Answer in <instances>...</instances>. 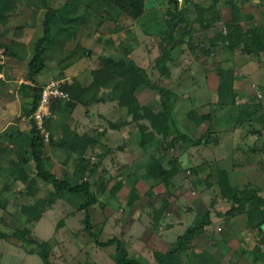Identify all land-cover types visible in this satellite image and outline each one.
Returning a JSON list of instances; mask_svg holds the SVG:
<instances>
[{
  "label": "rangeland",
  "instance_id": "374dc122",
  "mask_svg": "<svg viewBox=\"0 0 264 264\" xmlns=\"http://www.w3.org/2000/svg\"><path fill=\"white\" fill-rule=\"evenodd\" d=\"M20 1L23 3L21 8L16 9L15 14L6 24H3V28H6L4 38L6 42L10 43L13 49L20 48L25 53L24 59L19 62V68L16 70L17 76L14 77H25L27 63L35 52L36 40L42 35V22L47 7L49 5L58 7L64 2V0ZM210 1L177 0V3L180 8L188 7L187 15L193 18L197 11L195 2L207 4ZM234 1L238 3L243 13L251 12V15H254L252 19L242 20L243 26L247 27L251 23L264 24V0ZM217 4L221 6L222 16L221 20L213 23L215 24L213 28L225 31L223 24L230 18L229 4L225 0H218ZM145 8V14L140 17L145 23L143 25L145 30L142 32V28H140L143 34L140 35L142 39L139 40V44L146 46L153 54L159 55L162 47L159 31L165 28V20L170 15L169 11L173 9V4L168 0H145ZM93 13L91 12L90 19L83 24L85 25L84 28H82L83 25L81 26L80 29L82 30H79L76 36L69 37L67 32L58 33L54 27L52 31L54 39L52 38L53 41L44 48L43 52L45 67L35 76L39 85L48 82L51 78L63 77L60 75L61 66L67 60L74 58L76 53L81 51V47L87 49L88 52L84 56L76 58L78 61L75 60L76 62L69 66L68 72L72 70L82 72L84 68L85 77H79V79L84 81L87 86L93 79L90 70L98 66L99 58L109 53L114 56L116 53L118 54V44L116 45L114 41L110 42L108 38L111 36L117 41L120 34L116 33L119 31L112 33V27L106 26L108 20H104L98 25L100 18L105 15V10L98 12L100 16ZM139 20L141 23V19ZM193 20L192 28L197 32L198 39L202 37L203 42H205L208 38L198 25L200 21L194 18ZM19 23L24 24L20 31L15 30V25ZM100 31H104L105 35ZM133 35L135 38V34ZM11 37L15 41L16 39L20 40V42H9ZM20 44H23V47ZM257 45L259 46L258 53L251 54L242 53L239 50L230 52L219 46L220 49L213 50L211 54L208 53L209 58L204 57L210 64H213V67L195 65L194 59L188 58L186 63L189 67L181 66V72H186L188 76L182 78L181 81H177L178 77H175L170 83L179 91L178 105H176L174 112L175 127L177 128L175 134L180 132V134L184 133L196 138L209 126L213 130L211 135L213 136V133L217 135L216 143L213 141L206 142V144H193L186 141L170 143L168 141L169 135L165 140L167 143L163 145L164 148L160 146L161 138L157 135L158 141L154 142L153 150L155 152L153 155L159 159H163V157H166L167 160L175 158L179 166L178 172L171 177L167 186L160 179H151L153 184L151 190H154L152 194L155 195L154 198L150 196L157 204L160 203L161 207L166 205L165 212H169L171 217V221L166 222V224L174 225L173 228L161 230L163 234L166 233L167 240L170 242L176 240L177 235L191 225L202 209H207L210 206L214 210L225 211L228 209L230 203L220 195L218 184L214 183L211 177L204 178L209 172L216 174L220 168H225L228 170L229 180L233 186L241 188L247 182L256 183L260 187V194H264V36ZM229 55H235L232 63L225 59ZM4 57L6 60L7 56ZM8 58L11 59L12 57ZM61 58L64 62H59ZM150 66L152 70L154 69L151 77L163 82L164 76L159 74L154 60ZM173 66L174 63L171 65L170 72L175 74L176 71ZM221 67L229 69V73L233 74V70L236 72L231 83L234 95L230 99L236 98L233 104L231 102L219 103L220 95L223 93L216 87L204 86L205 71L210 70V68L216 70ZM191 68L194 69V72L189 71ZM213 78L217 79V77ZM67 79L71 81L73 77H67ZM13 83H8L1 92L0 128L6 118L8 120L14 117L16 120H24L29 130L31 128L30 119L28 116L22 115L21 112L31 106V90L24 89L23 91L21 83ZM202 85L204 88L202 87L203 91H200L198 86ZM109 87V85H104L102 88H98L99 99L107 100L109 98L112 100V103L110 100L105 102L106 108L98 103L100 100H94L87 106L80 102L74 108L66 105L68 100L56 103L57 109L54 110L49 123L52 143L46 146L44 162L50 169L55 168L59 174L64 173L75 179L74 169L81 157L79 153L81 146L74 143L69 145L71 140L67 142L66 135L72 129L78 134L93 133L95 129L96 131H104L102 138L105 141L97 142L92 149L88 148L87 156L92 162L99 161V166L102 169L97 168V173L91 177L97 181V184H100V178L103 177L106 188L99 195L112 206L120 207L117 210L120 217L118 216L117 222L108 220L110 222L107 221L102 226L98 221V216L99 214L104 215L106 210L102 209L100 204H96L90 211L91 219L95 225L94 230L100 240L112 235L122 237L130 254L140 256L146 262H153L155 260L153 251L150 248L147 249L145 243V231L143 227L133 225L131 222L132 207L127 205L131 191L135 190L136 186L144 191L146 185L139 182L140 179L137 178L129 179L126 176L124 178L113 158H116L117 153L123 155V152L119 150H122L124 146L118 148V145L121 146L125 138L121 135V129L112 131L110 121L120 122L126 118V115L125 109L117 104V99H111L106 95ZM95 88L90 86L86 92ZM233 90L229 89V95ZM184 93L185 96H183ZM153 98L151 105L154 107L157 106V95L155 94ZM102 102L104 103V101ZM7 109L10 111H6ZM191 109L199 113L200 119L203 117L199 124L194 125L192 121L196 119L197 114L190 116L187 113ZM124 130L125 137L129 140L133 139L132 133L128 131L126 126H124ZM171 133L174 134L173 129ZM2 141L0 139V143ZM22 147L24 148V145ZM0 151L2 152V149ZM102 151H105L104 157L99 159L98 155ZM1 157H4V154ZM143 159L147 161L145 156L141 158V160ZM118 160L123 162L126 159L123 155V159ZM2 163H4L3 160H0V230L6 232L7 236L0 237V264H20L25 253L26 264H86L90 261L97 264H116L114 259L115 244L108 247L98 246L93 237L85 233L83 222L85 213L75 206L82 199L79 195L73 199L74 203L72 201L70 203L72 210L70 207L58 204V207L55 205L51 210L44 209L43 212L45 211V213L39 220L27 223L28 215L23 212L21 205L31 202L35 197L18 194L20 186L10 188L11 178L8 179L9 174H5L3 171L6 167ZM27 164L30 170L28 173L31 174L34 171V162L30 160ZM14 174L17 183L20 182L21 174L19 172ZM115 177L122 178L123 184L113 192L112 190L118 186ZM137 182L139 185L136 184ZM40 183L44 185L43 192H40L36 197L47 196L46 186L49 188L50 185ZM139 196L140 198H137L135 202H145L146 198L149 197L145 194L144 196L139 194ZM106 212L108 213L109 209ZM143 212L140 217H142ZM165 217L163 215L162 218L160 217L154 222L150 221V227L159 231L160 222L165 220ZM253 217L254 215L249 208H247V213H239L233 218L235 233H232L227 218L213 216V222L208 227L209 230L200 234L189 245L190 249L201 251L202 255L194 257L195 254L188 249L184 254L185 264H249V251L254 247L261 248L258 245L260 235L249 228ZM25 226L29 230L23 235L20 230ZM138 233V236L143 239L141 247H138V244H135L133 240L136 237L135 234ZM39 241H47L49 244L48 262L40 254ZM137 248H143L141 250L145 256L138 254L141 250Z\"/></svg>",
  "mask_w": 264,
  "mask_h": 264
},
{
  "label": "trees",
  "instance_id": "16d2710c",
  "mask_svg": "<svg viewBox=\"0 0 264 264\" xmlns=\"http://www.w3.org/2000/svg\"><path fill=\"white\" fill-rule=\"evenodd\" d=\"M168 1L173 4V9L169 11L170 15H168L165 20V28L159 31L162 47L159 55L154 59L156 69L159 74L164 77H167L171 71L173 51L179 49L182 42H187L189 45H193L195 42L194 40L198 39L197 32L192 28L194 22L193 18L198 19L200 21L198 24L199 27L203 31H206V29L215 25L213 23L221 20L222 16L221 6H218L217 4L218 0H211L207 4L195 2V8L197 11L193 18H190L187 15L188 13L186 11L188 10V7L184 6L183 8H178L177 0ZM225 1L229 4L230 9V18L223 24L225 31L214 29L212 36L208 38L210 42H204L203 44L205 48L204 51L207 54H211L213 50H216L221 46L230 52L239 50L246 54L258 53L259 46L257 44L264 36V24L251 23L247 27L243 26L242 20L252 19L254 18V15H251V12L243 13V11L240 10L238 3L234 0ZM22 4L23 3H21L20 0H0V73L5 66L1 61V56L5 55L7 58L16 56L10 43L6 42L4 39L6 28H3V24L8 22L11 16L15 14L16 9L21 8ZM101 10H105V15L100 18L98 25L104 20H108L109 24L107 23L106 26L112 27V33L124 29L125 34H128V27L136 20L140 19L146 10L145 0H64V2L58 7L49 5L42 22V35L36 40L35 52L27 63L25 77L33 84H21L23 89L28 88L31 90V106L21 112L22 115L29 117L31 128L29 129V132L24 133L16 131L8 136L5 135L7 133L6 131L0 133V139L5 138L7 141L11 140L10 142L15 144L13 146H15L14 148L17 150L16 162L13 161V164H8V169L11 168L13 174L19 172L21 174V180L24 178V182L27 180L30 182L27 189L18 190V194H26V196H29L30 192L33 190L32 194L34 195L36 190H38L36 187L38 182L50 185V191L47 196L36 197L32 202L23 203L21 205L23 212L28 215L26 219L27 223L39 220L47 205H50L56 199L63 197L74 203L73 199L79 195L82 199L80 203L75 206L78 209L83 210L85 213L83 217L85 233L92 236L98 246L108 247L111 244H115L114 259L116 264H185L184 254L190 249V243L200 234L209 230L208 227L213 222V216L216 215L217 217L227 218L228 223L230 224V232L235 233V228H233L235 226V221H233V218L241 212L247 213V208H249L254 215L249 228L260 235V242L258 241L259 244H257L261 246V248L254 247L249 251V264H264V194H260V187L256 183L247 182L241 188L233 186L229 180L228 170L225 168H220L216 174L209 172L204 178L207 179L208 177H211L213 178L214 183L218 184L220 195L226 198L230 203L228 209L225 211H220L218 209L214 210L211 206L207 209H202L191 225L187 226L181 234L177 235L176 240L171 243L167 250H153L155 260L153 262H146L144 259H141L140 256L129 253L122 237L112 235L104 240H100L94 230L95 225L91 219L90 211L96 204H100L102 207L104 206V200L99 193L104 191L106 186L103 183V177L100 178V184H97V181L92 179L91 175L97 173L99 161L96 163L92 162L87 156V150L88 148L92 149L93 146L99 142V136L102 135L104 131H96L95 129L94 131L92 130L93 133L84 132L83 134H78L72 129V131L70 130L66 135L67 142L71 140L69 145L74 143L81 146L79 151L81 157L77 167L74 169L75 179H72L65 174L60 175L51 171L44 162V151L46 146L47 144L52 143V132L49 128V123L51 121L50 117L53 115L54 110L57 109L56 103L67 101L66 99L61 98L52 101L50 106L52 114L45 119V125L49 131V139L45 140L43 134L40 132L31 116L39 102L43 85H39L36 82L35 76L45 67L43 58L44 48L54 39V37H52L54 27H56L58 33L67 32L69 37L76 36L78 31L82 30L80 29L81 26L90 19L91 12H94L93 14L95 15H99L98 12ZM23 25V23L16 24L15 30L20 31L23 28ZM84 27L85 25L82 26V28ZM100 33L105 35L104 31H100ZM12 38L13 37L10 38L9 42H16ZM108 40L110 42H115V39L111 36ZM118 48V52L122 53L124 58L111 55L110 53L100 57V63L98 66L90 70L93 79L88 86L87 84H84V81L79 79V77L73 76L71 81L64 78L62 87L69 92L71 97V99H68L66 102L67 106L74 108L77 103L80 102L87 106L94 100H101L99 99L100 96H98V88H102L104 85H109L110 87L106 95L111 99H117L118 105L125 109L126 118H124L122 123L125 125H129V123L132 122L135 123L138 131L141 133L139 143L141 145H146V148L151 149L149 143L154 145V142L158 141V136L161 138L160 146L165 145L167 143L165 140H167L169 135L170 138H168V141L170 143L179 141H186L193 144H206V142L210 143L213 141L216 143L217 135L214 133L213 136L211 135V131L213 130H211L209 126L206 127L205 131L196 138H193L188 134H180V132L175 134L177 128L175 127L176 119L174 116V105L178 99V94L170 87L152 79L144 67L138 65L131 57H129L132 50L131 44H128L125 41H119ZM80 49L81 51L77 52L74 58L69 59L66 62L62 61V58L60 59L59 62H64L61 66L60 75H63V70L69 64L74 62L76 58L82 57L88 52L87 49L83 47ZM229 71V69L223 67L216 69L218 74L217 90H220L223 93L219 98V103L221 104L228 102L233 104L236 99L235 97L230 99L232 95H234V90L231 87L233 74L229 73ZM2 84L3 80L0 77V97ZM90 86L96 88L86 92V89ZM143 87H147L155 92L157 95V106L153 107L151 104H140L138 102L134 92L138 88ZM229 89L233 90L230 95ZM187 113L190 114V116L197 114L196 124H199L203 119V117L200 119L198 116L199 113L194 111V109L189 110ZM145 120H147V123L144 122ZM110 124L111 127H116L118 122L110 121ZM172 129L174 134L171 133ZM23 145L24 148L22 147ZM103 152L105 151H102L98 155L99 159H101L104 154ZM30 160H32L35 165L32 176L28 173L30 170L28 169L29 166L27 163H29ZM178 170L179 166L175 158L166 159V161H164L151 153L148 158V166L145 176L150 179H160L167 186L171 181V177L174 176ZM14 177L15 181V174ZM131 178L132 177H130V179ZM116 181V185L118 186L112 190L113 192L123 184L122 178H116ZM152 186L153 184H150L149 188L144 192L146 195L150 196L152 194ZM137 198H139V191L136 187L135 190L131 191L129 199L127 200V205L129 204L131 206L135 203ZM165 208L166 205L162 207L160 206V212H165ZM156 220L157 219H155V221ZM28 230V227L25 226L20 232L24 235ZM6 236L7 233L0 230V237ZM27 240L34 241L30 239ZM38 244L41 247V256L46 262H48V242L39 241ZM190 250L195 254L194 257L202 255L201 251ZM86 264L97 263L90 261L86 262Z\"/></svg>",
  "mask_w": 264,
  "mask_h": 264
},
{
  "label": "crops",
  "instance_id": "0c3cea01",
  "mask_svg": "<svg viewBox=\"0 0 264 264\" xmlns=\"http://www.w3.org/2000/svg\"><path fill=\"white\" fill-rule=\"evenodd\" d=\"M178 8H180L179 5H178ZM145 12H146V10L144 11L143 15L145 14ZM140 19H141V23H140V20L138 19L128 27V34H125L124 29L119 31L118 33H116V34H120V37L115 42H116V45L118 44L119 41H125L126 43L131 44L132 50L129 54V57H131L138 65L144 67L151 77L152 73H153L152 71H154V69L153 70L151 69L150 64H151L152 60H154V58L156 56H158V54L157 55H156V53L153 54V52H151V50L148 49L146 46L139 44V40L142 39L141 38L142 36H140V35L143 34V33H141L140 28H142V32H144L143 31L144 30L143 25H145L143 19L142 18H140ZM212 28L213 27H210L209 29H206V31H204L203 34L206 35L207 38L212 36V34L214 32L213 31L214 28L213 29ZM133 34H135V36H136L135 38H133L134 37ZM16 41L18 43L20 42V40H18V39H16ZM194 41L195 42L193 43V45L192 44L189 45L187 42L186 43L182 42L180 44L179 49L174 50L172 65L174 63L173 67H174V70L176 71L175 74L170 72L167 77H163V82H160V80H157V81H159V83L170 87L177 94H179L178 89L173 87L170 83L172 82V80H174L175 77H178L177 81H181L182 78L188 76L186 72H183V71L181 72V70H182L181 66L189 67L186 63L188 58H192V60L194 59L193 63H195V65H202L203 67H205V66L206 67H213L212 66L213 64H210L209 61L204 58V57L209 58V55L207 53H205V51H204L205 48L203 46V44H204L203 38L200 37V39H196ZM208 41H209V39H206L205 42L208 43ZM197 43H199V44H197ZM20 46L23 47V44H20ZM220 47H218L217 49H220ZM13 51L16 53V56H13L11 59L7 58L6 60H4V58H6V57H4L5 55L1 56V61L5 65L3 71L0 73V77L3 80L2 89L6 85H8V83L10 84L13 82L14 83L19 82L21 84L22 83L33 84L32 82L28 81L26 79V77H14V76H17L16 70L19 68V62L24 59L25 53L20 48L13 49ZM211 53H213V52H211ZM117 55L124 58V56H122V53H120V52H118V54L116 53L115 56H117ZM80 59H82V58H80ZM177 59H178V61H177ZM225 59H227V61H230L232 63L235 59V55H233V56L229 55V56L225 57ZM76 61H78V60H76ZM76 61H74V62H76ZM74 62L69 64L63 70V77H61V78H67V77H73V76L85 77V74L83 72L84 68L82 69V72H80V70H78V71L72 70V71L68 72L69 66L72 65ZM234 68H235V66H234ZM189 71L194 72V69L191 68V69H189ZM177 73H178V75H176ZM235 73L236 72L233 70V75H236ZM173 74H174V76H173ZM189 75H191V74H189ZM213 77H217V79H214ZM203 82H204V86L207 85L208 87L212 86L211 88H215V87L217 88V86H218V74H217L216 70L210 68V70L205 71ZM42 84H44V83H42ZM202 87H203V85L198 86V89L200 91H203ZM10 89H12V88H10ZM21 89L24 91V89L22 87H21ZM26 90H29V89L26 88ZM23 91H22V94H23ZM107 91H108V89H107ZM1 92H2V90H1ZM134 94L136 95V98L140 104H152V99H154L153 97L155 96V92L153 90L147 88V87L138 88L134 92ZM185 95L186 94L184 93L183 96H185ZM108 100H110V99L108 98L107 100H100L98 103L100 105H102L104 108H106L107 105L105 102ZM102 101H104V103ZM110 101L112 103V100H110ZM176 105H178L177 100H176L175 105H174V112L176 110ZM0 107H1V104H0ZM6 111H10V109L9 110L7 109ZM16 113H19V112L16 111ZM6 116H8V115H6ZM0 118H1V114H0ZM15 120L16 119H14V117L10 118L8 120L6 118V120L3 121L4 124L0 128V133L6 131L7 133L5 135L8 136V135H11V133H14L16 131L17 132L18 131L24 132V133L29 132L28 126L26 123H24L25 122L24 120H22V121H20V120L15 121ZM123 120H124V118H123ZM123 120L118 122V125L116 127L115 126L112 127L111 129H112V131H116V129H121V135L125 138V141L122 143L121 146L118 145V148H122L124 146V148H122V150H119V151L123 152V155H124L126 160L123 162H119L118 159H120V160H121V158L123 159V155L120 153H117L116 158L115 157H113V158L115 161V165H118L117 167L119 168V172H120V174L121 173L123 174L124 178H125V176L128 177L129 179H130V177H132L133 179L137 178V179H140L139 182L146 185V189L144 191H141L138 188V186H136L138 191H139V194L141 196H144V194H145L144 192L149 188L150 184H152L151 179L146 178L145 173H146V169L148 166V158H149L151 153L154 154V152H155L153 150L154 145L149 143V145L152 147V149L149 148L150 150L148 148H146V145H141L139 143L140 139H141V133L138 131V128L136 127L135 123L132 122V123H129V125L128 124L125 125L122 123ZM192 121H193V124L196 125V123H195L196 119L192 120ZM144 122L147 123V120H145ZM124 126H126L128 131L130 133H132L133 139L131 138L129 140L125 137L126 135L123 134V133H125L124 132L125 131ZM103 137H105V136H103ZM2 140L3 141L0 143V146H1L0 148H2V152L0 151V160H3L4 163H2V165L4 167H6V168H4L3 171L5 172V174H7V173L9 174L8 179L11 178V181L9 182L10 188L12 189L14 187L20 186L21 188L19 190L27 189V186L30 184L29 180L24 182V178H22V180L20 179V182H18V183L16 180L14 181V178H15L14 174L12 173L11 168L8 169V165L5 163V162H7L11 165V164H13L12 163L13 161L16 162L17 150H16V148H14L15 146H13L15 144L13 142H10L11 140L7 141L5 138H2ZM104 141L105 140H103L102 135H100L99 136V142H104ZM5 145L7 147L6 150H5ZM3 154H4V157H1V155H3ZM104 154H105V152H104ZM104 154L102 155L101 158L104 157ZM162 154H165V152H162ZM112 156H113V154H112ZM144 156L147 159V161H145V159L141 160V158H143ZM166 159H167L166 157H163L164 161H166ZM117 160H118V162H116ZM98 169L101 170L102 167L98 166ZM51 171L59 174L55 168L51 169ZM31 174H33V172H31ZM126 174H128V175H126ZM60 175H61V173H60ZM31 176H28V177H31ZM23 177H24V175H23ZM115 178H117V177H115ZM136 184L139 185L138 182ZM36 187L38 188V190H36L35 194L34 195L32 194V192H33V190H32L30 192L29 196L36 198V196H38V194L40 192H43L44 185L42 183L38 182ZM46 188H47V193H48L50 191V187L48 188L46 186ZM153 192H154V190H153ZM154 195H155L154 193L151 194L152 197ZM145 196H146V194H145ZM151 196H149L147 198L145 197L147 199L145 202H135L134 204L131 205L132 211H133V212H131L132 213L131 222L136 227H139V226L143 227V229L145 231L144 234H146L145 243H146L147 249L150 248V249H152V251L155 249L165 251L170 247L172 242L167 240L168 237L166 236V233L164 232V234H163V232H161V230L173 228L174 225L166 224V222L171 221V217H170L169 212H164V211L160 212V210H159L160 203L157 204L156 201L153 200L154 197L152 198ZM139 198H140V196H139ZM70 203H71L70 200L63 198V197H60V198L56 199L54 202H52L50 205H47L46 210L47 209L51 210L55 205H57V207H58V204H62L63 206H65V207L67 206L68 208L70 207V210H72V206L70 205ZM119 208H117L116 206L114 207V206H112V204L104 201V206L102 207V209H105L106 211H107V209H109V212L107 213L106 211H104V213H105L104 215L99 214V216H98L99 223H101L103 226L108 220H112L114 222H117L116 220H118V216L120 217V214L117 211ZM121 209H124V208L121 207ZM144 210H145V212H143ZM142 212H143V215H142V217H140ZM44 213H45V211L43 212V214ZM43 214H42V216H43ZM163 215H165L166 217H165V220H162L160 222V224H161L160 230L159 231L153 230L149 225L150 221L154 222L155 219H159L160 217L162 218ZM108 222H110V221H108ZM147 223H148V225H147ZM162 224H163V226H162ZM180 224H182V222H180ZM138 235H139V233L135 234L136 237L133 238V240H134L135 244H138L137 245L138 247L139 246L141 247V245L143 244V239H141V236H138ZM131 245H133L132 242H131ZM137 249L141 250L143 248H137ZM138 254H140L141 256H145L143 253V250L139 251ZM25 258H26V253H25V256L23 257V259L20 261V264H24V263L26 264Z\"/></svg>",
  "mask_w": 264,
  "mask_h": 264
},
{
  "label": "built area",
  "instance_id": "2783aa9c",
  "mask_svg": "<svg viewBox=\"0 0 264 264\" xmlns=\"http://www.w3.org/2000/svg\"><path fill=\"white\" fill-rule=\"evenodd\" d=\"M63 81L64 78L61 77L52 78L42 85L39 102L31 114L35 121V124L43 134L45 140L49 139V131L46 128L45 119L48 118L52 113L50 107L52 101L57 98L66 100L70 99L69 92L62 87Z\"/></svg>",
  "mask_w": 264,
  "mask_h": 264
}]
</instances>
